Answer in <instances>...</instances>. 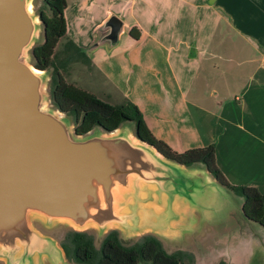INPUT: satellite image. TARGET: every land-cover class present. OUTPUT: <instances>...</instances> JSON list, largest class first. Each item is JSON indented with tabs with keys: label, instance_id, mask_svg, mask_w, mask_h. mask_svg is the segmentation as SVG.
Listing matches in <instances>:
<instances>
[{
	"label": "water",
	"instance_id": "obj_1",
	"mask_svg": "<svg viewBox=\"0 0 264 264\" xmlns=\"http://www.w3.org/2000/svg\"><path fill=\"white\" fill-rule=\"evenodd\" d=\"M33 8V0H0V260L69 264L33 217L51 228L66 223L101 236L117 230L123 241L152 234L174 243L195 226V212L211 215L215 191L191 182L196 168L167 159L126 124L76 134L51 102V74L26 60L44 32ZM101 31V41L115 44L123 22L112 15Z\"/></svg>",
	"mask_w": 264,
	"mask_h": 264
},
{
	"label": "crops",
	"instance_id": "obj_2",
	"mask_svg": "<svg viewBox=\"0 0 264 264\" xmlns=\"http://www.w3.org/2000/svg\"><path fill=\"white\" fill-rule=\"evenodd\" d=\"M66 1L67 35L63 41L72 39L91 59L90 64L80 61L71 64L67 74L69 82L110 104L121 105L131 97L128 87L124 89L117 82L116 73L128 66L137 67L145 57H155L171 80H161L153 87V91L163 87L166 93L161 98L153 92L147 101L148 114L138 105L153 135L158 138L157 132H166L164 121L178 122L180 128L175 132H180V138L186 141L189 137L184 132H197L198 145H185L184 152L215 144L217 164L230 184L253 186L264 194V115L258 112V107L264 106V0H72L74 6L95 14L94 26L87 37L83 31L80 35L71 34L73 23L67 12L70 0ZM112 15L123 22V33L118 42L111 45L101 41L106 34L101 27ZM133 30L139 34L138 38L132 36ZM127 35L131 44L123 45ZM235 41L242 51L241 67H246L241 90L236 96L225 99L220 107H208L202 104L198 88L200 76L207 74L209 61L213 62L215 70L225 66L222 62L233 63L235 44L228 53L222 46ZM100 51L114 62L123 63H119V67L116 64L117 70H114L107 61H96ZM87 75L95 78L94 84L89 85ZM219 96L217 90L208 92V97ZM244 97L248 98L252 109L244 123L236 121L234 124V118H238L234 110L240 105L235 103ZM179 103L184 104L185 110L177 108ZM199 124L204 125L205 132ZM232 126L241 132H230ZM159 140L180 152L164 136ZM235 140L242 143V147H237ZM246 140L250 143L245 144ZM193 168L196 170L191 171L194 173L189 179L191 182L197 180L206 183L209 192L218 191L216 180L207 174L204 166ZM240 205L242 209L243 204ZM183 211L186 214L189 209Z\"/></svg>",
	"mask_w": 264,
	"mask_h": 264
},
{
	"label": "rangeland",
	"instance_id": "obj_3",
	"mask_svg": "<svg viewBox=\"0 0 264 264\" xmlns=\"http://www.w3.org/2000/svg\"><path fill=\"white\" fill-rule=\"evenodd\" d=\"M33 5L35 15L39 16V11L44 8L43 0H33ZM67 12L69 21L71 20L73 23L71 24V34L74 32H78L80 35V32L83 31L84 37L89 36V33L94 26L93 21L95 20V14H92V12L88 9H82L79 6H74L72 0H70L69 2V8ZM75 28L78 31L75 30ZM77 35L78 34H76V36ZM127 36L129 39L127 38ZM127 36H125L123 39V45L131 44L130 35ZM39 38V41H37L34 46L43 42V28L41 29ZM62 41L63 39L61 40V42ZM68 41H72V39H69ZM68 41L64 40L62 43L60 42V44H62L61 48ZM232 44H235L234 48L232 47ZM225 46L227 47V49H225ZM230 47L234 49V62L232 63L229 60L226 62H222V64L225 66L219 67V69L215 70L213 62L209 61L210 68H208L207 74H202L200 76L201 78L198 81V88L201 93L200 95L202 104L207 105L208 107H220L221 103L225 99L231 97L232 95L236 96L237 94H239L241 90L240 88L243 85L244 81L241 77H244L242 74L245 75L246 67H241V48L238 46V44H236L235 41L227 42L226 45L222 46V49H224L226 53H228V49ZM236 50L238 51V54H236ZM106 55L107 54L105 52L100 51L96 58V61H107L109 67L114 70H117L116 64H118L119 67V63H123V61L121 60H119V62H114V59H109V57H107ZM154 58L145 57L143 58L141 64L137 67L128 66L131 68L128 69L127 67L124 70H120L115 75L117 82L120 85L124 86V89L128 87L127 91L131 97L130 100L128 99L123 104L131 102L137 107L139 105L147 114V101L148 98L151 97L153 92L158 93V96L161 98H163L164 93H166V90L163 87L162 89L156 91L152 90L153 87H156V84L161 80L163 82L167 81V79L168 81L171 80V77L166 76L163 73L161 64L156 62V59ZM26 60L34 65L32 49H29V51L27 52ZM241 68H243L244 70ZM224 69H227V71H225ZM223 71H225V73H223ZM87 77L88 81L90 82L89 85L95 83L96 80L94 77H89L88 75ZM210 89L212 92L216 90L219 91L220 96L218 98L208 97V92L210 91ZM240 99L241 98H239V100ZM248 103V98L245 97L240 101L237 100L235 104L240 105L238 109L236 108L237 105H235L236 109L234 110V113L238 116V118H234V124H236V121L242 124L244 123V120L248 119V116L252 109V106L248 105ZM177 108H179L180 110H185L184 104L181 105V103H179ZM258 112L259 114L264 115V106H259ZM67 121L69 124H74V118L71 116L67 117ZM163 125L166 132H157L159 135V137L157 138L158 140L159 138L161 139V137L164 136V138L167 141H170L174 145L173 147L177 148L180 152H184L183 150H185V145H198L199 135H197V132H184V134L189 137L186 141L185 139L180 138V132H175L178 128H180V124L178 122L164 121ZM125 126L131 129L136 134V126L134 122H128ZM199 126L202 132L206 131L204 125L199 124ZM187 131L189 130L187 129ZM230 132L241 131L232 126ZM238 136L239 138L243 137L242 135ZM245 136L246 135H244V138L248 139ZM244 143L249 144L250 141L246 140L244 141ZM235 144L237 145V147H242V143H236V140ZM214 194L216 205L214 206V208H211V215L207 216L205 213H203V210H199L196 215L194 214L195 216L193 218H189V220L191 221L190 224L195 222V226H191L190 228H188L186 232H184L183 236L180 239H177L174 243L166 242L165 246L167 251L169 253L183 251L188 254L185 258L184 264H219L221 261H225L229 264H264V227H262L258 223L249 221L245 217L240 205L244 202L243 198L237 196L231 190L220 188L217 192H214ZM32 224L39 232H41L43 235L55 239L60 245L65 241L67 235L71 231L75 230L66 225V223H59L52 228L47 227L44 221L37 217H33ZM87 232L95 237L97 248L101 246L103 239L107 235L106 234L104 236H101L95 229H88ZM120 237L122 238L121 232ZM141 237L122 241L126 245H131L135 241L141 240ZM159 238L162 242L167 241L161 237ZM67 261L69 264H72L68 259ZM0 264H6V261L0 260ZM37 264L50 263L48 262V260H45L43 263H39L37 261Z\"/></svg>",
	"mask_w": 264,
	"mask_h": 264
},
{
	"label": "trees",
	"instance_id": "obj_4",
	"mask_svg": "<svg viewBox=\"0 0 264 264\" xmlns=\"http://www.w3.org/2000/svg\"><path fill=\"white\" fill-rule=\"evenodd\" d=\"M43 4L44 8L39 11V16L44 25V38L32 51L34 65L51 74V102L56 109L74 118L76 134L86 135L97 128L111 132L128 122H134L139 139L148 142L167 159L180 165L188 168L204 166L221 186L243 198L245 217L264 227V194L253 186L230 184L217 164L215 144L177 152L153 135L143 113L135 104L127 102L113 105L68 82L67 74L72 63L80 61L90 64L91 61L73 41H68L59 48L61 40L67 35V1L43 0ZM131 34L135 38L139 37L135 30ZM140 239L126 245L120 232L113 230L97 248L92 234L73 230L61 246L67 259L73 264H184L188 254L183 251L169 253L157 236L147 234ZM220 264L229 263L221 261Z\"/></svg>",
	"mask_w": 264,
	"mask_h": 264
}]
</instances>
